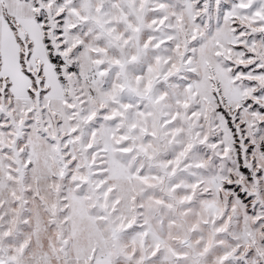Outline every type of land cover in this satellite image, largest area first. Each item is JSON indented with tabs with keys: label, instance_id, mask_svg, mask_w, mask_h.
<instances>
[{
	"label": "snow or ice",
	"instance_id": "snow-or-ice-1",
	"mask_svg": "<svg viewBox=\"0 0 264 264\" xmlns=\"http://www.w3.org/2000/svg\"><path fill=\"white\" fill-rule=\"evenodd\" d=\"M0 264H264V0H0Z\"/></svg>",
	"mask_w": 264,
	"mask_h": 264
}]
</instances>
